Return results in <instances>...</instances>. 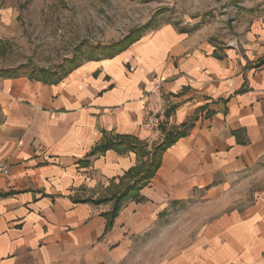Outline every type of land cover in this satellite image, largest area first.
Segmentation results:
<instances>
[{"label":"crops","instance_id":"obj_1","mask_svg":"<svg viewBox=\"0 0 264 264\" xmlns=\"http://www.w3.org/2000/svg\"><path fill=\"white\" fill-rule=\"evenodd\" d=\"M21 4L0 0L1 39L19 30ZM159 97L166 129L187 124V134L109 218L113 201H93L132 184L143 173L127 172L141 162L135 152H91L118 135L147 149L161 142L143 110ZM1 165L0 264H127L159 236V264H264V188L222 210L264 167V15L233 27L167 22L57 83L0 75ZM189 202L212 211L172 251L162 216Z\"/></svg>","mask_w":264,"mask_h":264},{"label":"rangeland","instance_id":"obj_2","mask_svg":"<svg viewBox=\"0 0 264 264\" xmlns=\"http://www.w3.org/2000/svg\"><path fill=\"white\" fill-rule=\"evenodd\" d=\"M21 1L19 30L13 33L11 40L0 38V68L29 62L36 68L68 69L77 61H84L94 46L115 42L147 22L154 28L167 22L179 26H189L191 22L233 27L264 15V0ZM262 188L264 167L248 179L246 185L226 196L222 210L252 201L256 190ZM211 211L212 208L189 202L173 207L162 216L171 226L172 251L180 250L185 240L187 245L194 240L201 218ZM178 222L179 228L174 226ZM157 240L150 251L143 245V253L131 256L127 264L162 263L166 240L163 236Z\"/></svg>","mask_w":264,"mask_h":264},{"label":"trees","instance_id":"obj_3","mask_svg":"<svg viewBox=\"0 0 264 264\" xmlns=\"http://www.w3.org/2000/svg\"><path fill=\"white\" fill-rule=\"evenodd\" d=\"M150 22L145 23L141 27H136L129 34L123 38L116 40L115 42L103 44L101 46L97 45L89 51V54L86 55V58H101V57H110L118 53L119 51L127 48L130 44L141 37L143 33L152 28ZM84 58V59H86ZM80 61H77L68 69H62L61 71H55L54 69H49L46 67L36 68L31 63L27 62L24 64H19L13 66L12 68H0V75L15 77V76H26L31 79L46 82V83H57L61 80L72 68L76 67ZM188 125H182L181 128H169L166 129L165 126L161 128V131L164 133L163 139L161 142L153 145L152 148L147 149L141 142H139L134 136L127 135H118L113 139L106 140L104 143L96 145L92 150L91 154H103L108 149H113L117 153L125 152H135L138 160L141 162L139 165L135 166L128 173L130 176L137 174L140 175L132 184H127L124 188L120 190L118 195H115L113 198L108 199H99L93 201L94 203H100L105 200L113 201V208L110 212L106 213V216L113 218L117 211L120 209V203L123 199L126 198L130 193H135L142 186L148 184L151 177L160 166V157L164 150H166L171 144H173L179 137H182L187 134ZM138 199L139 197L136 196Z\"/></svg>","mask_w":264,"mask_h":264},{"label":"built area","instance_id":"obj_4","mask_svg":"<svg viewBox=\"0 0 264 264\" xmlns=\"http://www.w3.org/2000/svg\"><path fill=\"white\" fill-rule=\"evenodd\" d=\"M155 87L159 92V89H161L160 83H157ZM143 110L146 126L149 127L152 131L161 132V128L166 124L167 121V116L165 112V102L163 98H157L155 104L152 105L149 103L143 108ZM8 172V168L6 166L1 165L0 178L1 176L7 175Z\"/></svg>","mask_w":264,"mask_h":264}]
</instances>
